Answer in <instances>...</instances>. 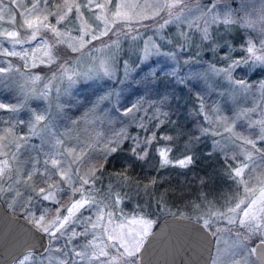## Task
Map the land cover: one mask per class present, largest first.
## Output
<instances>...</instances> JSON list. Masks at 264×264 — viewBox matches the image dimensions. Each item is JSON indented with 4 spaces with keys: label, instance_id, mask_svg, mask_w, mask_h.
Returning a JSON list of instances; mask_svg holds the SVG:
<instances>
[{
    "label": "snow or ice",
    "instance_id": "6c2138e0",
    "mask_svg": "<svg viewBox=\"0 0 264 264\" xmlns=\"http://www.w3.org/2000/svg\"><path fill=\"white\" fill-rule=\"evenodd\" d=\"M81 2L84 9L92 12L93 15L96 9H109L113 14L109 18L95 16L96 28L93 29L83 23V12H81L79 3H67V0L63 4H58L55 0H27L30 7L26 8L25 12H18L17 15L23 17L25 14H34L35 18L23 19L18 25L13 22V30L0 33V46L3 47V51L0 52V89L3 88L6 79L15 75L21 76L29 86L27 89L20 88L19 105L0 103V110L19 113L29 102L36 105L31 109L28 121L17 120L15 124L3 130L4 135L0 140L3 141L2 148L6 150H0V200L4 197H11L10 207L17 203L21 205V216L24 222L44 241L42 250L39 252L42 258L46 257L49 252H55L64 258L59 264H83L85 261H95L96 264H114L116 261H119V264H143L142 251L156 222L148 218L141 205H137L134 215L124 211L122 205L131 200L124 189L127 188L129 191L135 189L137 196L140 195L142 189L144 194L148 195L157 180L153 178L142 184L128 175L133 167L131 164L124 165L122 170L106 171V162L127 144L130 156L136 161H145L149 152L154 151L159 157V170L168 167L187 169L192 166L195 160L194 156L189 154L192 149L188 145H191L194 140L198 141L205 136L215 138L222 136L223 133L233 134V127H223V133L221 132V127L229 117L223 115L218 103L206 104V95L217 91L218 88L230 87L232 90L246 93L250 87H254L243 78H235L234 73L249 61L264 64V40L256 43L248 40L247 46L242 48L247 55L239 59H232L230 53L221 56V61H230L226 67L208 64L204 73L185 72L186 66L190 68L200 58V48L208 47L216 52L218 49L229 47L227 44L221 46L215 43L212 31H210L216 24L236 23L231 19V6L225 0H150L142 4L122 5L116 3L115 0H107V3H95L94 0H86V2L81 0ZM0 3H3V0H0ZM9 3L23 7L20 0H9ZM109 5H112V8H109ZM121 8L128 11L121 12ZM220 9H227L229 18L220 21L218 19ZM73 12L77 13L75 20L80 23L68 31H76L78 38H70L71 43L67 45L68 58L64 59L57 56L54 50L64 44L66 33L60 31L59 27L67 29L68 24L73 23V20L69 18V14ZM195 13L199 15L190 19ZM223 14L219 12V15ZM261 19L264 20V16ZM101 22L103 28H101ZM245 23L248 24V22ZM137 25L144 28V36L147 37L143 39L142 48L137 45L138 66H148L149 76H157L153 58L163 57L166 63L171 62L169 68L165 70V75L181 87L191 84L193 89H198V85L192 84V80L200 78H203L206 83L209 77L221 78L226 82L219 83L218 80H213L211 84H207V92L199 89L194 93L198 101L195 106L196 114L208 126H198L197 131L200 135L187 139L185 150L180 154L183 158L170 156L174 149L169 144L153 149V145H158L161 140L170 142L176 139L164 134L158 137L154 130L144 138H140V136H132L126 128L122 127L110 137L98 134L92 143L82 147L75 145L69 147L64 133L60 132L58 121L65 116L67 111H70L66 105L72 103L71 100H63V97L71 96L77 87L88 86L83 83L84 81L119 78L123 83L135 70L129 61L120 58L119 54L122 51L121 36L133 42L142 39ZM153 26H156L154 33L156 40L152 36H147V30ZM169 26L182 30L177 31L174 37L166 38L162 30ZM18 29H23L28 33V37H21ZM189 29L194 30L201 44H195L193 34L188 31ZM104 37H108L110 42L103 43L102 48H88L89 58L92 61L89 70H78V65L84 56V49L95 41H103ZM50 40L51 44H49ZM203 42H207V45ZM257 43L259 47L256 46ZM25 44L30 47L36 46L33 47L31 57L29 52L23 49ZM17 45L21 46V51L15 50ZM37 47L44 48L42 57L35 56ZM192 47L197 50L190 52L189 49ZM73 55L76 56L75 60L72 59ZM5 56L18 57L24 63L14 67L10 60H3ZM37 59L39 62H36ZM53 66L55 70L51 71V75L41 76L31 71L38 68L52 69ZM21 67L25 69L24 72H21ZM38 85L42 86L37 90ZM260 87L264 89V82H261ZM217 94L224 95L222 92ZM113 100H115L114 103ZM106 101L111 105V111L121 118V123L124 118H131L135 121L136 114L147 102L141 98L135 103L122 104L120 92L114 89L108 90L97 98L89 114L94 115L97 110L103 111L100 105ZM160 103H165V100L162 99ZM41 104L45 106L40 108ZM257 107L264 111V105L258 104ZM257 107L241 109L235 113L231 118L233 126L237 121L248 117L250 113H255ZM150 108L154 109L151 119L158 121L154 128L159 129L166 123L168 113L160 112L156 102H152ZM161 116L165 119H159ZM82 122L83 120H73L72 124ZM88 123L91 124L93 121H88ZM138 126L142 131H147L145 124L140 123ZM248 127L259 129L256 140L243 141L245 145L251 146L256 155L253 156L252 152L241 151L231 156L225 152L222 156L227 177L237 186V194L224 201L221 205L222 211L213 210L215 205H212L207 212L196 218L200 230L210 242V264H220L218 246L222 239L221 233L224 231L231 233L232 229L236 228L237 235L240 231H247L264 236V223H262L264 220V180L255 175L258 163H264V148L257 147V144L264 145V119L252 121L248 123ZM20 129L25 131L17 135ZM8 137H12V140L9 141ZM233 137H229L233 139V143L240 139L234 134ZM31 140H35L36 143H30ZM21 141L25 151L31 149L37 155L31 157L30 162L24 168L16 169L13 165L20 163ZM11 148L15 151L7 150ZM212 149H215L217 154L220 153L222 145L219 140L213 139L209 155L213 154ZM40 156L44 159L40 160ZM10 174L23 175L24 179H12ZM35 177H40L39 183L43 185L38 190L30 183ZM53 178H56L55 183H48ZM105 179L107 183H104ZM5 184L8 186L5 187ZM253 184L260 185V187L250 186ZM21 187L23 191L20 190ZM241 188L244 189V198L239 197ZM58 194L69 195V201L65 203L57 199ZM45 202L55 206L54 217L49 218V211L44 207ZM162 202L163 197L157 200L158 205ZM194 207L200 209L201 206L195 205ZM178 218L191 219L182 214ZM220 222L232 227L227 229L215 227ZM133 225L136 227H131ZM77 227H81L82 230L77 231ZM117 228L120 230L117 231ZM89 235L92 239L86 244L79 242L82 237L86 239ZM101 237L107 241L104 247L94 244V241ZM74 241L75 246L69 248L68 245ZM57 245L60 246L57 247ZM240 246L243 247L242 244ZM260 247L264 249V239H260ZM89 248L92 249L91 252L88 251ZM255 252L256 249L253 248L250 254ZM34 254L30 251L20 258L17 264H26V261ZM230 255L234 257L236 253L232 252ZM235 264H240V262L236 261ZM244 264L247 262L245 261Z\"/></svg>",
    "mask_w": 264,
    "mask_h": 264
},
{
    "label": "rangeland",
    "instance_id": "374dc122",
    "mask_svg": "<svg viewBox=\"0 0 264 264\" xmlns=\"http://www.w3.org/2000/svg\"><path fill=\"white\" fill-rule=\"evenodd\" d=\"M20 2L23 4V7L10 5L9 0H3V3H0V33L13 30V26H12L13 22H15L18 25L20 22H22L23 19L35 18L34 14H25L23 17L17 15L18 12H25V9L30 7V5L27 4V0H20ZM55 2L58 4H63L65 0H60V1L55 0ZM84 2H86V0H84ZM94 2L107 3V0H94ZM115 2L121 5L128 3L142 4L145 2H150V0H115ZM225 2L231 6V19L235 20L236 23L230 25L216 24L210 29V31H212L215 43L221 46L227 44L229 45V47L218 49L216 52L211 51V49L208 47L200 48V58L190 68L186 66L184 69L185 72L193 71L195 73H204L207 69L208 64H216L217 67H226L227 63L230 61L228 62L221 61L220 60L221 56H224L226 53H230L232 59H239L242 56L247 55V53H245L242 50V48L247 46L248 40H251L254 43L260 40H264V20L261 19V17L264 16V0H234V2L231 0H225ZM67 3H79L81 5V12H83V23L87 24L89 27L93 29L96 28L95 16H102L105 18H109L113 14L112 12L109 11V9H103V10L96 9L95 14L93 15L92 12H89L84 9L81 0H67ZM109 8H112V5H109ZM120 11L126 12L128 10L125 8H121ZM219 12H223L224 14L219 15ZM76 15L77 13L75 12L69 14V18L73 20V23L68 24L67 29L63 27H59L60 31L66 33V36L64 37L65 42L63 45L58 46L54 51L57 56L63 57L64 59L68 58L69 49L67 45L71 43L70 38L72 37L78 38L76 31H71V32L68 31V29H73L76 24L80 23V21L75 20ZM196 15H199V13H195L193 17H190V19H194ZM226 18H229L228 10L227 9L218 10V19L220 21H223ZM110 22L111 20L109 19V23ZM245 22H248V24H246ZM136 27L142 36V39L140 41L133 42L131 40H127L124 36H121L120 38L121 44L123 41L127 47H125L126 51L125 52L121 51L119 56L122 59H127L129 63L131 61V59H129V56L131 55L134 56L133 53L137 54L136 51L137 45H139L142 48L143 39L147 38L146 36H144V31H145L144 28L139 25H137ZM101 28H103L102 22H101ZM18 30L21 33V37L23 38L28 37V33H26L23 29H18ZM180 30L182 29L175 28L174 26H169L168 28L162 30V34H165L166 38H172L175 36V33ZM188 31L193 34V40L195 44L197 45L201 44V41L196 37L194 30L189 29ZM155 32H156V26H153L147 30V36H152L153 39L156 40L157 37L154 35ZM239 32L241 35L240 40L233 39L230 36V35L237 36ZM112 39H115V37H112ZM108 42H110L109 38L104 37L103 41H95L93 42L92 45H89L87 48H85L84 56L78 65V70L88 71L91 66L92 61L89 58L90 54L88 52V48L91 47L102 48L103 43H108ZM203 43L207 45V42H203ZM49 44H51V40L49 41ZM256 46L259 47L260 46L259 43H257ZM33 47L36 46L30 47L27 44L23 46V49L29 52L30 57L32 56L33 53ZM15 50L21 51V46L17 45ZM196 50L197 49L195 47L189 49L190 52H195ZM2 51H3V47L0 46V52ZM43 54H44V48L37 47L35 56L42 57ZM136 56L137 55H135V57ZM72 59L75 60L76 56L73 55ZM3 60L5 61L10 60L14 67L20 66L24 63V61H22L18 57L5 56L3 57ZM134 60H136V63L138 64V58L136 57ZM36 62H39L38 59ZM153 63L155 64L156 68L161 69L163 71L167 70L171 64V62L166 63L163 57H154ZM54 70H55V66H53L52 69L38 68V69H32L31 71L34 74L44 76V75H51V71ZM24 71L25 69L21 67V72ZM234 77L237 79L243 78L246 81H248V84L250 86L254 85V87H250L249 91L246 93H241L239 90H232L230 87L218 88L217 91H213L210 94L206 95L205 102L208 105L218 103L223 111V115L229 117L228 121L221 127L220 129L221 132L223 133V127H233L234 136L240 137V139L236 140L235 143H233V139L229 138V137H233V134L223 133L222 136H216L215 138L213 136H207L208 142L211 145L213 139L219 140L222 145V150L220 151L222 156L224 155L225 152H227V154L231 156L240 153L241 151H243L244 153L252 152L253 156H255L256 153L252 150L251 146L245 145L243 141L248 139L256 140L259 134V129L257 127L249 128L248 123H251L252 121L264 119V111H262L261 108L257 107L258 104L264 105V89H261L260 87L261 82H264V64L253 63L252 61H249L240 70L234 73ZM115 80L103 78V79L93 80L91 82L84 81L83 83L87 84L88 86L77 87L73 91L71 96L62 98L65 101L67 100L72 101V103L66 105L67 108L70 105H72L73 107L79 105L83 106L84 102L87 107L85 113L83 112L81 114V112H76L74 117H69L68 112H66L65 116L58 121L60 132L64 133L66 138V143L68 144L69 147H72L74 145L78 147H82L85 144L92 143L94 139L97 138L98 134H104L110 137L116 131H119V129L125 126L126 122L132 120L131 118H124L123 123H121V118L118 117L115 112L111 111V105L108 104L107 101L104 104L100 105V109H103V111L97 110L94 115L89 114V110L96 103L97 98L100 95H103L108 90H113V89L119 92L121 91L120 79L117 78ZM213 80H218L219 83H226L221 78L209 77L207 83L203 78L192 80V84H197L198 89H193L191 84L187 85V87L193 93H195L199 89H204L207 92V84H211ZM40 86L42 85L37 86V90ZM21 87H24L25 89L29 87L26 81L21 76L15 75L10 79H6L4 81V86L2 89H0V91L7 90L8 98L4 99L5 102H2L0 100V103H4L8 105H19L21 99V93H20ZM80 92L81 94L85 92L84 93L85 95H80ZM218 92H222L224 93V95H218L217 94ZM88 94L90 95V98ZM50 95H52V93H50ZM114 102L115 100H113V103ZM44 106H45L44 104H41L40 108H43ZM35 107L36 105L34 103L29 102L24 109H21L19 113H12L10 116H8L7 120L5 121V124L0 125V138H2L4 135L3 130L9 128L12 124H15L17 120L28 121L31 115V109ZM253 107H257V111L255 113H250L248 117H245L244 120L237 121L233 126V122L231 118L234 116L235 113L239 112L241 109H249ZM143 116L144 115H142L141 117L143 118ZM2 120H4V118ZM73 120H77V121L83 120V122L73 125L72 124ZM88 121H93V123L90 124L88 123ZM203 126L207 127L208 125L205 122H203ZM24 131H25L24 129H20L17 135H19L21 132ZM203 138H206V136ZM8 140L11 141L12 137H8ZM2 143L3 141L0 140V150H6L2 148ZM20 143L22 145L20 150V157H19L20 163L13 165V167L16 169L24 168L25 165L28 162H30L31 157H35L37 155V153L35 151H32L31 149L25 151L23 147V142L21 141ZM30 143L34 144L36 143V141L31 140ZM165 145L166 144L164 143L163 145H158V146L164 147ZM180 146L181 149L185 148L183 145ZM188 146L190 147V145ZM257 147L264 148V145L257 144ZM7 150L15 151L14 148ZM177 152H178L177 149L173 150L170 156L183 158L181 155H177L176 154ZM189 154L192 155L191 152ZM156 157L159 163V157L157 155ZM39 159L43 160L44 157L40 156ZM93 163H96V161H93ZM215 169L218 172V176H217L218 184L221 185L219 187L220 192L211 197L209 196L208 198L204 197L201 200L202 203L199 204L201 207L200 209H198V214L196 215V217L202 215L204 212H207L212 207V205H215V209L213 210L218 209L222 211L223 208L221 207V205H223L224 201L227 200L229 197L233 196L234 194H237V186L233 184L228 177H227L228 180L226 182L225 179L226 170L223 167L218 166V164H215ZM255 175L260 177L261 180H264V163H258V166L255 171ZM10 176L12 177V179H24L23 175L16 176L10 174ZM39 180L40 177H35L33 178V181L30 182L34 187L37 188V190L40 186H43L42 184L39 183ZM55 180L56 178L50 179L48 183L50 184L55 183ZM9 183H11V180H9ZM105 183H107V179H105ZM4 186L7 187L8 185L5 184ZM98 186L102 187V185H98ZM250 186L260 187V185H255V184ZM20 190L23 191V188L21 187ZM124 190L127 191L129 194V190L127 188H125ZM203 195L206 194L204 193ZM239 197L240 198L245 197L243 188L239 190ZM57 199L67 203L69 201V195L58 194ZM0 202L9 212L12 213L16 211V213H18L17 215L20 214L21 216V205L19 203L10 207V204H12L11 197H4V199L0 200ZM44 207H46L49 211V218L54 217L55 206L47 204L45 202ZM122 207L124 208V211L126 213L133 215L135 214L133 210L127 207L126 203L122 205ZM181 214L197 220L195 215H188L186 213H181ZM262 223H264V220H262ZM131 227L134 228L136 226L133 225ZM215 227L227 229L232 226L220 222L217 223ZM81 230H82L81 227H77V231H81ZM119 230L120 229L117 228V231ZM221 237L222 239L218 246L220 250L218 255V260L220 261V264H235L236 261H239L240 264H244L245 261L247 262V264H259L255 255L250 254V252L251 249L254 248V244L260 239H264V236L260 235L259 233L252 234L247 231H240L239 235H237V229L233 228L231 233H229L228 231H224L223 233H221ZM91 239L92 236L89 235L86 239L82 237L79 242L81 244H86L87 241ZM237 241H239V243H237ZM75 243L76 242L74 241L72 244H69L68 247L73 248L75 246ZM105 243H107V241L103 240V237L94 241V244L97 245L98 247H104ZM241 244L243 245V247L240 246ZM59 246L60 245H57V247ZM76 250L79 251L81 249H76ZM88 251L91 252L92 249L89 248ZM232 252L236 253L234 257L230 255ZM27 253L28 251L25 252V254ZM63 259H64L63 257L58 256L55 252H49L46 255V257L43 258L41 256L39 257V260L46 264H59V262H62ZM12 264H17V262H13ZM83 264H96V262L85 261L83 262ZM114 264H119V261L114 262Z\"/></svg>",
    "mask_w": 264,
    "mask_h": 264
},
{
    "label": "trees",
    "instance_id": "16d2710c",
    "mask_svg": "<svg viewBox=\"0 0 264 264\" xmlns=\"http://www.w3.org/2000/svg\"><path fill=\"white\" fill-rule=\"evenodd\" d=\"M230 36L233 39H241L240 32L237 36ZM121 45L122 52H125V47L127 46L123 41ZM133 54L134 56H129V59H131L130 64L135 70L126 81L121 83L120 101L122 104H131L143 98L147 102L144 104L141 111L137 113L135 121L129 120L123 128H126L132 136H140V138H144L153 130L156 131L158 137L161 134L173 136L176 138L174 141L166 142L161 140L158 145H163L164 143L169 144L174 150L177 149L178 152L176 154L180 155V153L185 150V148L181 149L180 145L185 147L188 138L199 136L200 133L197 131V128L198 126H203V121H201L195 111V106L198 103L196 96L187 86L181 87L177 85L175 81L167 77L165 71L161 69L156 68V77L149 76L148 66L139 67L136 60H134L137 54ZM84 93L81 94L80 92V95H85ZM7 98L8 91L1 90L0 100L5 102L4 99ZM162 99L165 100L163 104L160 103ZM152 102H156L160 112L168 113L166 123L159 129L154 128L155 123L158 121L151 119L154 111V109L150 108ZM76 107L72 105L68 106L70 109V111H67L69 117H74L76 112H81L82 114L87 110L85 102L83 106L79 105ZM11 114L12 112L0 110V121H2L0 125H4L8 116ZM142 115H144L143 119H141ZM3 118L4 120H2ZM159 119H165V117L161 116ZM140 123L146 125V132L142 131L138 126ZM158 145H153V149ZM128 147L129 145H124L117 154L111 157L106 162L107 166L105 170H122L124 165L131 164L133 167L129 170L128 175L134 180L142 184L147 183L148 180L153 178L157 180L156 185L149 190L148 195H145L142 189L139 196L136 195L135 189L129 191L128 195L131 197V200L126 203L127 207L133 210V212L137 205L143 206V212L148 218L156 222L154 226L168 215L186 213L188 215H195L196 217L198 209L194 206L201 204V200L204 197L208 198L220 192L219 187L221 185L218 184V172L215 169V164L224 168L222 154H217L214 149H212V155L208 154L210 151V144L207 136L198 141L194 140L190 145L195 163L187 169L168 167L159 170V163L154 151L149 152V156L145 161H136L130 156ZM225 179L227 182L226 173ZM204 193L206 195H203ZM161 197H163V202L161 205H158L157 200ZM13 213L15 215L18 214L16 211L12 212V214ZM29 252L30 251H28V253ZM32 252L35 254L26 261V264H46L39 260V252ZM24 254L15 262L22 258Z\"/></svg>",
    "mask_w": 264,
    "mask_h": 264
},
{
    "label": "water",
    "instance_id": "95a60500",
    "mask_svg": "<svg viewBox=\"0 0 264 264\" xmlns=\"http://www.w3.org/2000/svg\"><path fill=\"white\" fill-rule=\"evenodd\" d=\"M179 215L162 218L151 230L142 251L143 264H209L211 246L197 220ZM44 241L0 202V264H12L26 251L42 250ZM259 264H264L260 240L254 244Z\"/></svg>",
    "mask_w": 264,
    "mask_h": 264
}]
</instances>
